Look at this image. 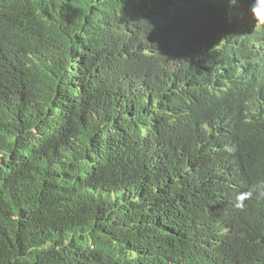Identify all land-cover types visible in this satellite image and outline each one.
<instances>
[{
	"label": "trees",
	"instance_id": "1",
	"mask_svg": "<svg viewBox=\"0 0 264 264\" xmlns=\"http://www.w3.org/2000/svg\"><path fill=\"white\" fill-rule=\"evenodd\" d=\"M163 3L0 0V264L217 256L196 262L191 242L222 185L200 143L244 109L232 132L264 167V24L252 0ZM186 9L193 29L141 22ZM263 224L242 214L233 250L261 255Z\"/></svg>",
	"mask_w": 264,
	"mask_h": 264
},
{
	"label": "clouds",
	"instance_id": "2",
	"mask_svg": "<svg viewBox=\"0 0 264 264\" xmlns=\"http://www.w3.org/2000/svg\"><path fill=\"white\" fill-rule=\"evenodd\" d=\"M163 1L164 6L173 3V0ZM231 2L234 3L235 0ZM250 11L257 24H264V0H252ZM194 13L192 9H186L184 14L178 11L175 18L174 15L153 16L148 13L141 16V22L144 23L148 19L153 34H158L174 23L181 27L185 23L189 29H193ZM176 33L163 43L170 46L179 44L181 33ZM222 98L223 96L217 100ZM212 100L211 97L207 98L210 109L214 108ZM241 112L244 114V109H233V117H228L226 121L211 119L209 125L205 126L200 143L202 163L209 173L219 174L222 185L220 194L216 195V204L204 213L209 215V220L194 221L195 237L191 242L199 251L196 262L216 253L217 256L210 264H264V233H260L256 247L261 255H252L249 247V250L245 248L241 252V249L233 250V238L239 236L242 214L249 219H264V207L259 210L260 204L264 203V167L245 164L244 145L248 142H244L232 132V128L236 129L240 124ZM207 153L214 154V158ZM262 227L264 229V224ZM206 244H211L212 247L205 249ZM244 247L242 244L241 248ZM235 252L243 256L239 257Z\"/></svg>",
	"mask_w": 264,
	"mask_h": 264
}]
</instances>
